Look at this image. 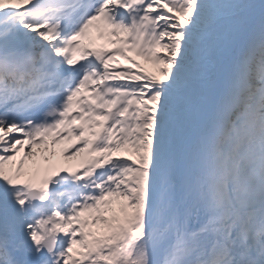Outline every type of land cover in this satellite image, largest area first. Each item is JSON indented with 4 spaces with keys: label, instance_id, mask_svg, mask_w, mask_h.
<instances>
[{
    "label": "snow or ice",
    "instance_id": "1",
    "mask_svg": "<svg viewBox=\"0 0 264 264\" xmlns=\"http://www.w3.org/2000/svg\"><path fill=\"white\" fill-rule=\"evenodd\" d=\"M0 264H264V0H0Z\"/></svg>",
    "mask_w": 264,
    "mask_h": 264
},
{
    "label": "rangeland",
    "instance_id": "2",
    "mask_svg": "<svg viewBox=\"0 0 264 264\" xmlns=\"http://www.w3.org/2000/svg\"><path fill=\"white\" fill-rule=\"evenodd\" d=\"M145 70V68H143ZM58 161H63V157L59 155V153H57L56 158Z\"/></svg>",
    "mask_w": 264,
    "mask_h": 264
}]
</instances>
